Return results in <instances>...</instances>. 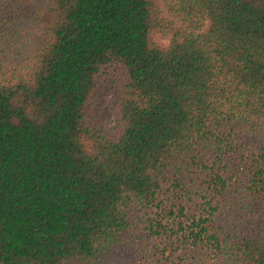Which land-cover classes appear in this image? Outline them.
<instances>
[{"label": "trees", "instance_id": "1", "mask_svg": "<svg viewBox=\"0 0 264 264\" xmlns=\"http://www.w3.org/2000/svg\"><path fill=\"white\" fill-rule=\"evenodd\" d=\"M0 264H264V0H0Z\"/></svg>", "mask_w": 264, "mask_h": 264}, {"label": "rangeland", "instance_id": "2", "mask_svg": "<svg viewBox=\"0 0 264 264\" xmlns=\"http://www.w3.org/2000/svg\"><path fill=\"white\" fill-rule=\"evenodd\" d=\"M105 112H106V114H107L108 117L111 116V106H110V103H109V105L107 107V110Z\"/></svg>", "mask_w": 264, "mask_h": 264}]
</instances>
